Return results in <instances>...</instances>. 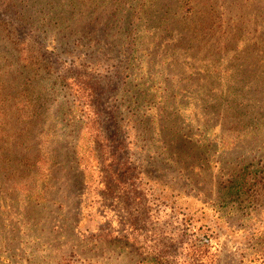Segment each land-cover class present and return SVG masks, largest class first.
<instances>
[{"label": "rangeland", "instance_id": "obj_1", "mask_svg": "<svg viewBox=\"0 0 264 264\" xmlns=\"http://www.w3.org/2000/svg\"><path fill=\"white\" fill-rule=\"evenodd\" d=\"M0 21L33 64L3 32L0 92L41 98L0 110V264H264V171L237 190L264 170V0H9Z\"/></svg>", "mask_w": 264, "mask_h": 264}, {"label": "trees", "instance_id": "obj_2", "mask_svg": "<svg viewBox=\"0 0 264 264\" xmlns=\"http://www.w3.org/2000/svg\"><path fill=\"white\" fill-rule=\"evenodd\" d=\"M92 1V0H90ZM4 5H9V0H1L0 2V7L4 6ZM21 29L19 27H13L11 24H7L5 22H1L0 21V36L3 34V32H5V34H7L9 37H11V39L14 41L13 43V48L15 51V55H16V60H20L23 62V65L25 67H31L33 64L30 60V49L32 48L29 45H26L24 42H19L18 39L16 38V34L19 33ZM130 48V47H129ZM68 53L67 55H69V57H72V60L76 63H79V55L74 53V52H66ZM124 57H127L126 54L124 55ZM74 68H78V64L73 65ZM23 88L20 89L19 91H15V92H0V110L1 108L5 107L7 104H13V103H21L23 108H32V106L34 104H37L39 102H41V98L37 95H33V93L31 92V89L29 88L28 84H24L22 85ZM89 93H84L80 90H76L73 91V96L74 97H79V95H88ZM5 102H7L6 105H3ZM94 116L92 117V123H93V128L95 127V124H97L98 122V113L94 112L93 114ZM85 118H88L89 115L85 114L84 115ZM264 170L261 169L260 171L254 172L253 176H251V178H247V177H243L242 181L238 184L240 187H242L241 189H237V180L234 181V183L232 185L236 186L235 189L237 190H242L243 192H246L248 188H250L253 184H257L259 187L261 186L260 181L263 178V175H261V172H263ZM253 182V183H252ZM262 184H264V182H261ZM249 185V186H247ZM247 186L246 190H244V188Z\"/></svg>", "mask_w": 264, "mask_h": 264}]
</instances>
